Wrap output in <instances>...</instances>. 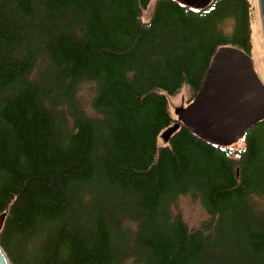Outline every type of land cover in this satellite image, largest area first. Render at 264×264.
<instances>
[{"label": "trees", "instance_id": "16d2710c", "mask_svg": "<svg viewBox=\"0 0 264 264\" xmlns=\"http://www.w3.org/2000/svg\"><path fill=\"white\" fill-rule=\"evenodd\" d=\"M249 13L248 0L198 12L172 0H0V248L10 264H119L127 244L133 264H264L252 201L264 198V121L232 154L166 102L183 86L197 96L220 50L249 55ZM38 63L47 86L31 78ZM80 82L95 85L97 117L73 110L67 128L46 101ZM185 193L212 223L190 230L172 213Z\"/></svg>", "mask_w": 264, "mask_h": 264}, {"label": "water", "instance_id": "95a60500", "mask_svg": "<svg viewBox=\"0 0 264 264\" xmlns=\"http://www.w3.org/2000/svg\"><path fill=\"white\" fill-rule=\"evenodd\" d=\"M193 11H204L212 0H172ZM264 30V0H258ZM216 64L212 82L202 92L208 74ZM258 117L252 123L248 119ZM264 121V90L253 77L246 56L236 49L220 50L204 76L193 104L186 112L185 125L198 137L226 146L253 125ZM0 264H7L0 251Z\"/></svg>", "mask_w": 264, "mask_h": 264}, {"label": "rangeland", "instance_id": "374dc122", "mask_svg": "<svg viewBox=\"0 0 264 264\" xmlns=\"http://www.w3.org/2000/svg\"><path fill=\"white\" fill-rule=\"evenodd\" d=\"M248 4L250 8V51L249 55H246V60L251 67L254 79L264 90V30L261 22L258 0H248ZM153 8L154 2H151L145 10H142L141 20L143 22L149 20ZM232 26V20L226 23L227 33L231 31ZM32 71L31 78L38 82L40 86H47L45 79L49 73L48 66L44 63L34 64ZM44 73H46V75ZM68 94V96L63 97L65 101L61 98L60 92L57 93L56 97H53L52 101H46L51 111L60 114L67 128H70L72 125L73 110L79 111L80 114L85 117H97L92 109L95 95V85L93 83L80 82ZM195 98V94L188 86H183L178 93L173 96L166 95L167 107L172 118L185 126L186 112L193 104ZM179 128V124H174L168 129L163 130L158 136V146H166L170 136L179 130ZM224 147H228L229 151L235 154L237 151L244 148V143L242 139H237ZM252 199L257 211L264 215V198L254 197ZM171 211L174 215H179L190 230H199L202 226L212 223L214 219L202 204L201 198L199 196L195 197L189 193L178 196L171 207ZM125 225H128V227ZM124 227L130 230L132 235H135L136 224L124 222ZM130 254H135V249L127 244L123 249V256H126V258H123L119 264H133L134 257H127Z\"/></svg>", "mask_w": 264, "mask_h": 264}, {"label": "bare ground", "instance_id": "6f19581e", "mask_svg": "<svg viewBox=\"0 0 264 264\" xmlns=\"http://www.w3.org/2000/svg\"><path fill=\"white\" fill-rule=\"evenodd\" d=\"M216 64H215V66L213 67V70L208 74V76H207V78L205 79L206 81H204V84H203V86H202V89H201V91L203 92L204 90H205V88L208 86V84L210 83V82H212V80H213V76H214V74H215V72H216ZM210 68V67H209ZM209 70V69H208ZM199 92V91H198ZM258 119V117H253L252 119H248L246 122L247 123H252V122H254V121H256ZM185 127L191 132V133H193L186 125H185ZM194 135H196L195 133H193ZM197 136V135H196ZM198 137V136H197ZM198 138H200V137H198ZM201 139V138H200ZM201 140H203V139H201ZM203 141H205V140H203ZM205 142H207V143H210V142H208V141H205ZM210 144H213V143H210ZM214 145H216V144H214ZM217 146H220V145H217ZM6 216V212L4 213V214H2V215H0V228L2 227V224H3V220H4V217ZM0 251H1V253H2V255L5 257V259H6V261H7V264H10L9 263V261H8V259H7V257H6V255L4 254V252L2 251V249L0 248Z\"/></svg>", "mask_w": 264, "mask_h": 264}]
</instances>
